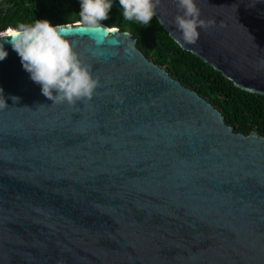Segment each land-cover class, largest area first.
<instances>
[{"label": "water", "instance_id": "1", "mask_svg": "<svg viewBox=\"0 0 264 264\" xmlns=\"http://www.w3.org/2000/svg\"><path fill=\"white\" fill-rule=\"evenodd\" d=\"M196 3L212 22L196 44L176 42V0L155 18L232 85L264 95V0ZM67 24L99 81L75 104L45 97L4 43L0 264H264V136L233 131L128 31L52 25Z\"/></svg>", "mask_w": 264, "mask_h": 264}, {"label": "clouds", "instance_id": "2", "mask_svg": "<svg viewBox=\"0 0 264 264\" xmlns=\"http://www.w3.org/2000/svg\"><path fill=\"white\" fill-rule=\"evenodd\" d=\"M161 0H119L122 16L125 21H135L139 25L149 26L157 16ZM178 13L174 18L176 30L180 33L178 44H196L200 32L206 29L211 21L201 18L196 0H176ZM112 0H80L79 19L73 21L76 26L94 31L115 27H104L101 21L109 18ZM67 25H52L47 19H36L34 23H19L0 30V61L8 52L4 43H9L20 57L30 79L41 86L42 94L53 103L75 104L77 101L91 99L99 86L94 78L91 66L86 64L75 51L66 34L62 33ZM181 41L183 43H181ZM0 89V108L7 107ZM13 102L17 97H11Z\"/></svg>", "mask_w": 264, "mask_h": 264}, {"label": "trees", "instance_id": "3", "mask_svg": "<svg viewBox=\"0 0 264 264\" xmlns=\"http://www.w3.org/2000/svg\"><path fill=\"white\" fill-rule=\"evenodd\" d=\"M107 26L128 31L136 47L172 78L194 90L223 115L235 132L247 134L253 129L264 136V95L247 92L232 85L209 64L182 49L154 17L149 26L125 21L119 0H112ZM80 0H0V30L19 23L47 19L51 24L79 19Z\"/></svg>", "mask_w": 264, "mask_h": 264}]
</instances>
